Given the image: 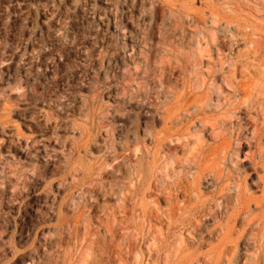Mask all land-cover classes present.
Instances as JSON below:
<instances>
[{
  "label": "rangeland",
  "instance_id": "374dc122",
  "mask_svg": "<svg viewBox=\"0 0 264 264\" xmlns=\"http://www.w3.org/2000/svg\"><path fill=\"white\" fill-rule=\"evenodd\" d=\"M107 1L108 28L102 0H0V264H215L228 247L217 264H264L263 188L236 256L214 220L184 233L183 192L184 159L213 144L198 122L184 144V87L264 106V76L240 72L264 66V0ZM239 116L264 166V110Z\"/></svg>",
  "mask_w": 264,
  "mask_h": 264
},
{
  "label": "bare ground",
  "instance_id": "6f19581e",
  "mask_svg": "<svg viewBox=\"0 0 264 264\" xmlns=\"http://www.w3.org/2000/svg\"><path fill=\"white\" fill-rule=\"evenodd\" d=\"M102 4L104 5L101 6L102 9L99 7L93 15L108 28L111 19L106 15L105 9L111 5L107 0H102ZM225 20L227 25L232 23L229 18ZM237 26L251 29L249 24L237 23ZM258 66L261 64L259 63ZM262 67L246 64L242 65L240 72L247 75L249 71H253L257 75L264 76V66ZM227 69L234 77L237 66L230 65ZM205 89L216 91L215 102L212 101L209 92H204ZM220 93V88L216 86L214 80L208 84L199 77L184 87V144L189 142L188 137L194 136L191 132L193 122H198V134L208 132V136L213 141V144L207 145L206 155L194 160L192 164L188 163L187 157L184 159V233L194 238L201 231L204 219L214 220L218 224L217 236L223 242L234 243L232 256H236L237 245L244 236L250 238L252 235H258L254 231H259L261 227L260 221L253 216L252 209L253 207L258 209L259 202L255 200V204L250 205V201L245 200L244 197L252 188L264 189V166L250 152L256 131L254 130L250 137H243L244 127L240 123L239 113L243 111L248 114L254 106L264 110V106L256 103L251 94L245 95L242 99L235 97L234 100L224 104L221 102ZM176 117L178 116H172L167 112L164 118L165 125L172 123ZM232 134L236 137L235 144L232 143ZM225 135L230 136L225 138ZM88 137L89 135L85 133L84 144ZM201 139V135H196L195 143ZM245 148L248 149L247 152H244ZM34 152L30 153L28 162H37L42 159L41 155L45 154V151L40 149ZM203 189L209 190L207 196L203 193ZM192 200L196 202L193 203ZM240 226L243 227L242 230H239ZM199 238L201 241L205 240L202 235H199ZM232 250L228 247L218 251L215 264L229 255Z\"/></svg>",
  "mask_w": 264,
  "mask_h": 264
}]
</instances>
